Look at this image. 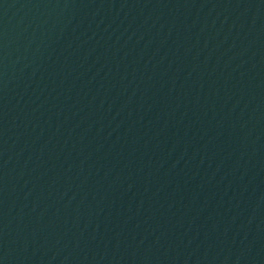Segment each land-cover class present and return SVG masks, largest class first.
<instances>
[{"label":"water","instance_id":"water-1","mask_svg":"<svg viewBox=\"0 0 264 264\" xmlns=\"http://www.w3.org/2000/svg\"><path fill=\"white\" fill-rule=\"evenodd\" d=\"M0 264H264V0H0Z\"/></svg>","mask_w":264,"mask_h":264}]
</instances>
